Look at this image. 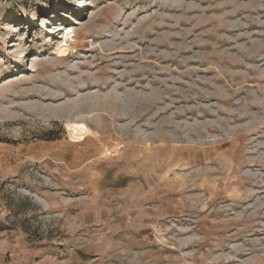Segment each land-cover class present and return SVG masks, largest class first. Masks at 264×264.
<instances>
[{
  "label": "rangeland",
  "instance_id": "1",
  "mask_svg": "<svg viewBox=\"0 0 264 264\" xmlns=\"http://www.w3.org/2000/svg\"><path fill=\"white\" fill-rule=\"evenodd\" d=\"M0 264H264V0H0Z\"/></svg>",
  "mask_w": 264,
  "mask_h": 264
},
{
  "label": "bare ground",
  "instance_id": "2",
  "mask_svg": "<svg viewBox=\"0 0 264 264\" xmlns=\"http://www.w3.org/2000/svg\"><path fill=\"white\" fill-rule=\"evenodd\" d=\"M72 34L73 31L69 28H66L63 37L64 40L56 49V53L62 59L69 54L68 52L70 48L68 46V42L71 40ZM79 125H83V128L78 127ZM65 128L68 142L71 144H80L86 142L87 140L99 137V132L93 130L88 124V121L83 119L81 116L66 120Z\"/></svg>",
  "mask_w": 264,
  "mask_h": 264
},
{
  "label": "snow or ice",
  "instance_id": "3",
  "mask_svg": "<svg viewBox=\"0 0 264 264\" xmlns=\"http://www.w3.org/2000/svg\"><path fill=\"white\" fill-rule=\"evenodd\" d=\"M78 127H81V128H83V125H79Z\"/></svg>",
  "mask_w": 264,
  "mask_h": 264
}]
</instances>
